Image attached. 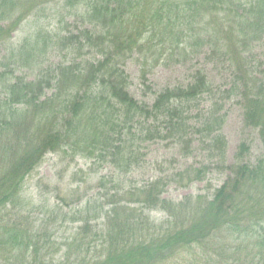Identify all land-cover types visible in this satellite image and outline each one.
I'll use <instances>...</instances> for the list:
<instances>
[{
    "label": "trees",
    "instance_id": "trees-1",
    "mask_svg": "<svg viewBox=\"0 0 264 264\" xmlns=\"http://www.w3.org/2000/svg\"><path fill=\"white\" fill-rule=\"evenodd\" d=\"M78 1L84 5L82 16L88 25L55 37H60L59 44L73 49L84 39L82 47L99 53L100 59L86 62L84 69L78 62H63L32 80L11 77L9 69L0 72V248L23 260L31 250L42 257L52 248L50 237L41 241L42 232L23 227L20 215L19 222L6 220L11 214L5 210L21 202L26 177L48 153L73 150L77 155L85 150L92 158L97 150L110 149L121 123L142 115L162 117L167 124L166 134L156 126L147 129L148 140L168 134L187 148L192 143L187 140L191 126L184 115L189 104L212 93V83L206 71L199 69L189 85L164 89L151 107L140 105L128 91L122 64L148 33L159 30L181 37L188 34L184 23L201 25L207 15L218 20L221 27L217 32L209 34L203 29L194 37L208 38L209 56L237 61V78L230 93L242 96L245 124L259 130L264 143V81L249 70L251 64L247 68L248 63L243 62L244 55L264 38V0H187L184 4L178 0ZM40 2L0 0V22L13 18L18 8V27ZM131 21H135L133 28L128 25ZM6 27L0 26L3 39L16 30ZM42 35L37 30L28 37ZM219 36L228 41L227 48L213 39ZM121 108L124 112L119 120ZM215 122L210 119L206 129H193L208 137L203 143L224 159L226 142L220 133H214ZM248 152L247 144H240L236 161L226 166L230 175L211 195L188 196L174 203L164 197L168 183L163 179L130 186L127 193L109 201L100 230L92 233L86 225L83 234L67 241L64 264H180L175 260L180 255H185V264H201L203 259L192 254L196 248L206 257L218 256L222 264H264V155L251 163L245 159ZM203 174L196 170L194 179L200 180ZM179 176L180 181L175 182L184 183L185 175L181 172ZM128 203L140 208L130 209ZM144 208L147 214L164 211L167 221L156 225ZM70 255L77 259L73 262ZM209 258L205 264H210Z\"/></svg>",
    "mask_w": 264,
    "mask_h": 264
},
{
    "label": "rangeland",
    "instance_id": "rangeland-1",
    "mask_svg": "<svg viewBox=\"0 0 264 264\" xmlns=\"http://www.w3.org/2000/svg\"><path fill=\"white\" fill-rule=\"evenodd\" d=\"M37 1H41L39 6L18 27V8L13 18L0 22V26L16 29L12 37H0V72L9 69L13 71L11 77L32 80L63 62H78L80 69H84L86 62L95 63L100 59L99 53L82 47L85 45L84 39H81L80 46L73 49V46L59 44L60 37H55L76 32L88 25L83 18L85 8L82 3L78 0H50L45 4L42 1L47 0ZM178 1L184 4L187 0ZM140 5L144 6L142 1ZM204 19L201 25L197 22L192 25L184 23L188 34L181 37H171L170 33L160 34L159 30L146 34L139 40L134 53L122 64L130 95L140 105L147 107L153 105L164 89L187 86L193 82V75L199 69L206 71L213 91L189 104L184 115L191 126L187 137L192 142L190 146L187 148L184 143L174 142L168 134L162 139L148 140L150 134L147 129L156 126L166 134L167 124L162 117L154 119L142 115L132 116L126 124L121 123L110 149L97 150L92 158L85 150L77 155L73 150L48 153L26 177L20 194L21 202L5 212L11 214L6 220L19 222L17 217L20 215L23 227L42 232L41 241L43 237H50L52 248L42 257H36L31 250L25 260L0 248V264H39L42 260L46 261L45 264H64L67 241L71 242L79 232L83 234L86 225L92 233L100 230L109 201L118 197L117 194L127 193L130 186L139 187L153 179H163L168 183L164 197L174 203L188 196L211 195L230 175L226 166L236 161L240 144L245 143L249 147L245 157L248 162L254 163L264 155V143L259 130L245 124V102L242 96L230 93L232 86L235 87L233 81L237 78V61L232 59L229 63L223 55L214 56L212 53L209 56L211 48L207 43L208 38L194 37L200 35L203 29L213 34L221 27L220 22L210 15ZM134 23L131 21L129 27L133 28ZM225 24L223 27L227 29ZM37 30H41L42 37H28ZM48 33L54 37H46ZM213 39H219L224 48L229 45L225 37ZM243 62L248 63L247 68L251 64L249 70L264 81V38L251 53L244 55ZM237 82L236 86L239 85ZM123 112L121 108L116 119L122 120ZM210 119L216 121L217 131L214 133H220L225 139L224 159L219 157L213 147L211 150L203 143V140H209L208 137L203 138L204 134L193 129H206ZM196 170L204 172L200 180L194 179ZM186 171L190 174L187 175ZM181 172L185 175L182 179L184 183L179 184L175 181H180ZM188 177L192 179L191 182ZM123 197L126 200L129 198L127 195ZM125 205L130 209L140 208L139 204ZM145 211L148 212L144 208V214L149 215L156 225L168 219L164 211H150L148 214ZM92 233L88 232L87 235L91 237ZM192 254L203 259L201 264H205L209 258L198 248ZM184 256L180 255L175 260L185 264ZM70 257H73V262L77 259L76 256ZM209 259L210 264H222L218 256Z\"/></svg>",
    "mask_w": 264,
    "mask_h": 264
}]
</instances>
